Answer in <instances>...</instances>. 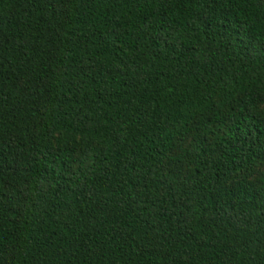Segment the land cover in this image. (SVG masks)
Returning <instances> with one entry per match:
<instances>
[{
	"label": "trees",
	"instance_id": "16d2710c",
	"mask_svg": "<svg viewBox=\"0 0 264 264\" xmlns=\"http://www.w3.org/2000/svg\"><path fill=\"white\" fill-rule=\"evenodd\" d=\"M0 264H264V0H0Z\"/></svg>",
	"mask_w": 264,
	"mask_h": 264
}]
</instances>
